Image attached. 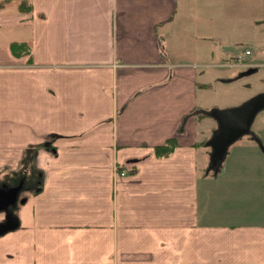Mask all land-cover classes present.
Instances as JSON below:
<instances>
[{
    "label": "crops",
    "instance_id": "obj_1",
    "mask_svg": "<svg viewBox=\"0 0 264 264\" xmlns=\"http://www.w3.org/2000/svg\"><path fill=\"white\" fill-rule=\"evenodd\" d=\"M28 1L0 0V185L27 181L0 264H264L263 136L206 171L213 81L264 69L224 45L252 23L223 0L204 22L198 0Z\"/></svg>",
    "mask_w": 264,
    "mask_h": 264
},
{
    "label": "rangeland",
    "instance_id": "obj_2",
    "mask_svg": "<svg viewBox=\"0 0 264 264\" xmlns=\"http://www.w3.org/2000/svg\"><path fill=\"white\" fill-rule=\"evenodd\" d=\"M209 1L210 0H206V2L204 0L197 1V4L199 5V13H197V10L196 13L201 16H198V21L201 20V22H204L203 16H205L209 10L211 13H224V5L222 2H226L225 5L228 17H231V13H235L236 15L243 17V24L248 22L252 24L249 28H240L239 34L226 37L224 45L232 52L233 48L230 41L234 39L240 46L235 47V53H238L240 49L249 48L252 51V54H259L258 52H260L261 57L264 59V0H223L220 4H216L214 6H210L208 3ZM228 17L226 16V22L230 24L234 21V19H230ZM236 21L239 22V20ZM255 22L258 23V29H251V27H255L253 25ZM201 42L202 41L198 43L201 44ZM229 69L230 70H228L227 73L228 75H234V73H236V75L238 74V69ZM263 72L264 69L260 67L258 72L244 75V77L240 78L234 84L233 82L227 84H217L213 81L210 89L211 91L209 93L208 104H211V106L216 105L219 108H226L225 106H231L234 103L237 105L238 101L247 94L255 95L256 93L264 91ZM263 122L264 109L256 115L251 126V131L254 130L259 136H263L262 145L264 146V132L262 131L264 127ZM29 206L31 207L30 204Z\"/></svg>",
    "mask_w": 264,
    "mask_h": 264
},
{
    "label": "water",
    "instance_id": "obj_3",
    "mask_svg": "<svg viewBox=\"0 0 264 264\" xmlns=\"http://www.w3.org/2000/svg\"><path fill=\"white\" fill-rule=\"evenodd\" d=\"M256 68H248L241 75L253 73ZM264 109V91L256 93L239 105L227 108H212L204 111L216 120V129L212 132L206 145L210 147L209 163L206 171L212 170L216 174L227 154L229 146L242 136L251 134V124L255 116ZM23 188V179L16 185L3 183L0 185V235L18 227L19 220L13 211L17 202H25V198L19 199Z\"/></svg>",
    "mask_w": 264,
    "mask_h": 264
},
{
    "label": "trees",
    "instance_id": "obj_4",
    "mask_svg": "<svg viewBox=\"0 0 264 264\" xmlns=\"http://www.w3.org/2000/svg\"><path fill=\"white\" fill-rule=\"evenodd\" d=\"M30 4L28 0H20V9L21 11H26L30 8ZM12 52L14 54H20L22 52H28V47L24 43H12ZM202 113H200V117H202ZM175 143L174 140L168 139L164 145H160L156 147V152L158 154H166L168 153L173 147Z\"/></svg>",
    "mask_w": 264,
    "mask_h": 264
},
{
    "label": "flooded vegetation",
    "instance_id": "obj_5",
    "mask_svg": "<svg viewBox=\"0 0 264 264\" xmlns=\"http://www.w3.org/2000/svg\"><path fill=\"white\" fill-rule=\"evenodd\" d=\"M23 183H24L23 186H24V189H25L27 181L25 180ZM13 211L15 212V207H13ZM0 216H1V219H2L3 214L0 213Z\"/></svg>",
    "mask_w": 264,
    "mask_h": 264
},
{
    "label": "built area",
    "instance_id": "obj_6",
    "mask_svg": "<svg viewBox=\"0 0 264 264\" xmlns=\"http://www.w3.org/2000/svg\"><path fill=\"white\" fill-rule=\"evenodd\" d=\"M247 53H249V52H248V51H246V54H247ZM240 61H241V58H240V57H238V58L236 59V63H238V62H240ZM236 63H235V64H236ZM241 64H243V63H241ZM241 64H240V65H241ZM228 65H232V64H231V63H229Z\"/></svg>",
    "mask_w": 264,
    "mask_h": 264
}]
</instances>
